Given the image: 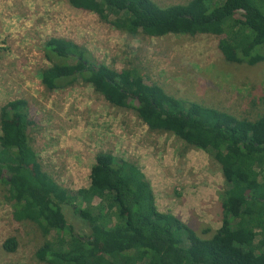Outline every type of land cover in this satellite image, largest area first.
Masks as SVG:
<instances>
[{"label":"trees","instance_id":"trees-1","mask_svg":"<svg viewBox=\"0 0 264 264\" xmlns=\"http://www.w3.org/2000/svg\"><path fill=\"white\" fill-rule=\"evenodd\" d=\"M72 6L118 18L127 33L213 34L224 59L264 62V6L259 0H189L162 6L155 0H68ZM50 65L41 71L48 90L78 79L111 104L136 110L152 131L170 132L205 150L220 165L226 188L220 228L196 230L179 216L162 212L140 169L127 159L99 153L88 188L68 191L46 171L28 141L33 122L26 99L0 114V184L7 186L16 221L48 228L36 257L46 264H264V113L256 120L172 96L131 69L97 63L74 40L54 37L45 45ZM90 194V195H88ZM64 205L88 223L80 235ZM15 251L18 240L3 243Z\"/></svg>","mask_w":264,"mask_h":264},{"label":"rangeland","instance_id":"rangeland-1","mask_svg":"<svg viewBox=\"0 0 264 264\" xmlns=\"http://www.w3.org/2000/svg\"><path fill=\"white\" fill-rule=\"evenodd\" d=\"M155 1L165 6L189 0ZM100 15L68 0H0V114L12 100L28 101L33 122L28 141L38 156L36 166L62 188H88L96 155L111 153L140 169L160 211L198 231L220 228L226 183L216 160L173 133L150 130L135 109L111 104L82 79L48 90L41 81L42 69L50 65L45 45L54 37L74 40L97 63L131 69L174 97L249 122L264 113V62L226 61L213 34L132 35L120 27L126 18L110 23ZM13 211L8 188L0 184V264H46L35 253L51 236L48 228L16 221ZM64 212L78 234L90 233L72 205H64ZM12 236L18 247L8 251L3 243Z\"/></svg>","mask_w":264,"mask_h":264}]
</instances>
